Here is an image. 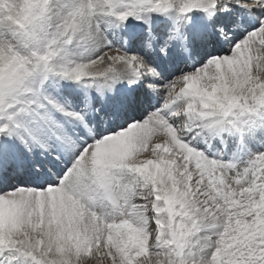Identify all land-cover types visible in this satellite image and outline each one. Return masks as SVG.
<instances>
[{
  "label": "snow or ice",
  "instance_id": "6c2138e0",
  "mask_svg": "<svg viewBox=\"0 0 264 264\" xmlns=\"http://www.w3.org/2000/svg\"><path fill=\"white\" fill-rule=\"evenodd\" d=\"M0 264H264V0H0Z\"/></svg>",
  "mask_w": 264,
  "mask_h": 264
}]
</instances>
